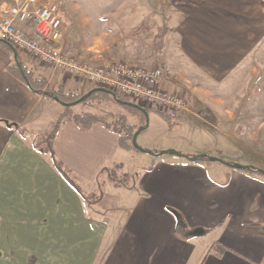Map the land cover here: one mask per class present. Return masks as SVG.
I'll use <instances>...</instances> for the list:
<instances>
[{
    "label": "crops",
    "instance_id": "obj_1",
    "mask_svg": "<svg viewBox=\"0 0 264 264\" xmlns=\"http://www.w3.org/2000/svg\"><path fill=\"white\" fill-rule=\"evenodd\" d=\"M196 1L197 6L189 8V17L183 18L185 32L181 33L195 64L225 73L220 78L224 80L232 73L263 72L264 0ZM14 61L13 52L0 41L3 248H32L34 264H264V177L219 163L207 166L151 155L146 170L130 184L129 163L135 154L120 147L118 135L102 126L84 131L64 123L54 153L81 189L80 195L57 172L50 156L33 147L48 133L40 131L44 113L39 111L41 106L48 110L50 101L15 76ZM42 70L40 67L39 72ZM53 74L48 69L43 76L51 86L66 89L71 79ZM58 75L62 79L57 83ZM86 89L82 84L80 90ZM257 128L251 134L261 135L263 126ZM227 141L230 147L248 153L247 160L241 161L240 156L230 159L221 147L183 150L184 155L205 154L232 165L262 164L252 152H264V145ZM113 171L128 177V190L118 189L117 181H110L107 173ZM100 184L105 185L106 200L111 202L109 196L122 199L114 210L105 213L102 208L100 213L96 209L95 216L87 196L97 193ZM178 224L186 225L194 236H180ZM215 244L222 247H213ZM20 256L27 261L23 252Z\"/></svg>",
    "mask_w": 264,
    "mask_h": 264
},
{
    "label": "rangeland",
    "instance_id": "obj_2",
    "mask_svg": "<svg viewBox=\"0 0 264 264\" xmlns=\"http://www.w3.org/2000/svg\"><path fill=\"white\" fill-rule=\"evenodd\" d=\"M3 1L0 0V4ZM58 1L65 21L62 35L63 49L69 57L80 63L92 65L128 62L146 69L160 67L166 72L167 89L187 99L189 111L181 115H170L171 127L158 114L161 112L152 109L154 111L148 113L149 126L137 139L141 148L153 154H159L165 150L186 154L183 150L188 152L189 149L209 147L210 150H215L221 147L227 151L224 153L226 157L238 159L240 156V160L244 161L247 160L248 153L237 151L238 147H230L227 139L238 145L244 142L250 144L259 142L264 145V71L232 73L228 79L224 80L220 78L225 73L211 72L209 68L204 67L205 70L195 64L194 56L188 53L186 49L188 45L183 42L181 33L185 32L183 18L186 15L189 17L190 7L197 6L196 0ZM19 54L27 70L32 71L38 78H45L48 69L52 75L59 73L22 53ZM198 59L201 64H205L201 58ZM195 65L201 69H195ZM40 67H43V70L39 72ZM61 79L62 77L58 75L56 82ZM64 79H71L66 88L71 92L85 93L80 90L82 84L87 87L86 91L95 89L91 84L77 81L66 75ZM76 83L79 84L76 85ZM54 86L55 84L51 87H58ZM123 99L138 105L131 98L123 97ZM49 103L48 110L40 107L39 112L44 113L41 132H49L58 114L64 111L62 105L56 102ZM73 110L76 113L92 111L122 115L127 118L129 124L143 125L141 127L146 125L142 115H135L110 99L95 100L88 108L75 106ZM258 126H263L260 132L262 134H251V132L257 133ZM220 131H226L228 135L222 136L223 133ZM231 132L236 134L231 136L229 135ZM252 153L262 161V164H256L253 168L264 171V152L256 150ZM134 154V158L130 159L129 163L130 184L134 183L137 175L148 166V161L153 159L150 154L136 151ZM164 156L165 159L184 160L171 154ZM107 175L113 178L114 182L117 181L115 187L118 186V189L128 190L126 188L130 187L127 185L128 177L119 176L118 171L117 173L109 172ZM99 186L97 193L87 196V204L95 216L96 209L100 213H103L102 208L105 209V213L114 210L119 207L122 199L120 196H115L117 198L109 196L113 198L111 202L106 200L102 188L105 185ZM113 193L116 192L113 191ZM28 236L31 237L32 233ZM195 238L204 242L208 241L206 237ZM1 244L0 240V264H34L35 260L30 254L32 248L28 246V248H3ZM22 252L28 262L20 256Z\"/></svg>",
    "mask_w": 264,
    "mask_h": 264
},
{
    "label": "built area",
    "instance_id": "obj_3",
    "mask_svg": "<svg viewBox=\"0 0 264 264\" xmlns=\"http://www.w3.org/2000/svg\"><path fill=\"white\" fill-rule=\"evenodd\" d=\"M58 0H4L0 4V41L18 53L66 77L102 88L142 107L165 115L189 111L188 101L166 87L162 68L146 69L130 63H80L64 51L65 21Z\"/></svg>",
    "mask_w": 264,
    "mask_h": 264
},
{
    "label": "trees",
    "instance_id": "obj_4",
    "mask_svg": "<svg viewBox=\"0 0 264 264\" xmlns=\"http://www.w3.org/2000/svg\"><path fill=\"white\" fill-rule=\"evenodd\" d=\"M4 45H6V48L8 50L12 51L13 47L4 42L1 41ZM13 52V51H12ZM18 53V52H17ZM18 61L21 65V69L17 66V63L14 61V64L12 66L13 73L16 77H18L21 81L26 84L33 92L36 94L43 96L50 102H56L63 107V113H61L53 125L52 129L40 140L35 141L33 144L34 149L41 155H48L50 156V159L52 160V164L54 168L57 170V172L68 182L71 184L74 188V190L78 194H82L81 189L79 186L70 178L68 173L65 171L63 165L56 159L55 153H54V142L57 136V133L60 129V127L64 123H72L78 128L87 131L93 126H102L112 133L118 135L119 137V145L122 149L128 150V151H136L137 153H142L135 149L133 146V137L134 134L138 131L139 128L143 125H132L127 122V118L122 115H116V114H104V113H96L92 111H85L82 113H76L73 108L75 106H72V104L77 103L76 106H82L83 108H88L89 105L95 101V100H102V99H110L114 101L117 105H120L117 103V101L106 92L96 91L97 89L102 88H96L92 89L90 91H87L85 93H78L71 92L70 90H66L62 86H58L57 88L51 87V85L48 83V79H45L43 77H37L36 74H34L32 71H28L26 65L24 64L20 54L18 53ZM93 86V85H92ZM94 87V86H93ZM92 91H96L88 96L89 93ZM44 93H48L47 96H44ZM84 99L82 102H80L81 99ZM116 98L118 100H122L127 102L125 99H123L121 96L116 94ZM130 103V102H128ZM135 104V103H132ZM136 105V104H135ZM124 107L129 112L135 114V115H142L144 117V124L146 121V117L144 113L137 110L134 106L131 105H120ZM149 113L150 111H154L150 108L144 107ZM158 113V112H157ZM160 116H162L170 125L171 119L168 115L158 113ZM142 117V119H143ZM171 127V125H170ZM11 128V126H10ZM150 155L154 157H158L159 154H153L151 151H149ZM197 164H204L207 166H211L214 164H218L217 162L213 161L212 158L208 155L201 156L200 158H197V161L195 162ZM244 173H249L251 175H257L264 177V171L259 170L256 168H251L247 170H240ZM111 176V175H110ZM111 182H114L113 178H110ZM176 233L180 234L185 239H189L194 235H189V231L184 227L182 224H178ZM213 247H222L220 245H213ZM215 249V248H214ZM213 248L210 251L214 250Z\"/></svg>",
    "mask_w": 264,
    "mask_h": 264
},
{
    "label": "water",
    "instance_id": "obj_5",
    "mask_svg": "<svg viewBox=\"0 0 264 264\" xmlns=\"http://www.w3.org/2000/svg\"><path fill=\"white\" fill-rule=\"evenodd\" d=\"M12 51H13V54H14L15 62L17 63V66L21 69V65H20L19 62H18V53L16 52V50H15L14 48L12 49ZM21 70H22V69H21ZM96 91L106 92L107 94L111 95V96L117 101L118 104H120V105L122 104V105H131V106H134L137 110H139V111H141L142 113L145 114V116H146V125H145V127H141V128H139V130L134 134V137H133V146H134L135 149H137L138 151H140V152H142V153H144V154H148L149 151H148V150H145V149H143V148H141V147L138 145V143H137V139H138L139 135H140L144 130H146V129L148 128V126H149L148 113H147L146 109H145L144 107L140 106V105H135V104L128 103V102H125V101H122V100H118V99L116 98V95H115V94H113L112 92L107 91V90H105V89H97ZM96 91H92L91 93L88 94V96H89L90 94L96 92ZM47 95H48V93H44V96H47ZM83 100H84V99L82 98V99L80 100V102H82ZM76 105H77V103L72 104V106H76ZM166 154H171V155H174V156L179 157V158H184V159L190 161L191 163H195V162L197 161V158H200L201 156H204V155H205V154H203V155H200V156H197V157L192 158V157L186 156V155H184V154L178 153V152H176V151H174V150H167V151H163L162 153H160L159 156H163V155H166ZM211 158H212L213 161H215V162H217V163H219V164H222V165H224V166L231 167V168L236 169V170H247V169H249V167H250V166H243V165H238V164H234V165H232V164L227 163V162H225V161H222V160H220V159H216V158H213V157H211ZM251 168H253V167H251Z\"/></svg>",
    "mask_w": 264,
    "mask_h": 264
},
{
    "label": "bare ground",
    "instance_id": "obj_6",
    "mask_svg": "<svg viewBox=\"0 0 264 264\" xmlns=\"http://www.w3.org/2000/svg\"><path fill=\"white\" fill-rule=\"evenodd\" d=\"M88 85V84H87Z\"/></svg>",
    "mask_w": 264,
    "mask_h": 264
}]
</instances>
